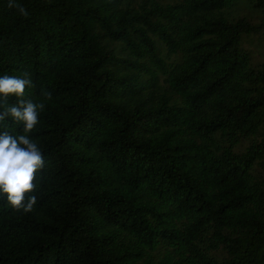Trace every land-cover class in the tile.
<instances>
[{"label":"trees","instance_id":"16d2710c","mask_svg":"<svg viewBox=\"0 0 264 264\" xmlns=\"http://www.w3.org/2000/svg\"><path fill=\"white\" fill-rule=\"evenodd\" d=\"M234 1L0 0V76L45 105L0 264H264V63L241 46L264 0L256 23Z\"/></svg>","mask_w":264,"mask_h":264},{"label":"clouds","instance_id":"9594fccd","mask_svg":"<svg viewBox=\"0 0 264 264\" xmlns=\"http://www.w3.org/2000/svg\"><path fill=\"white\" fill-rule=\"evenodd\" d=\"M9 9H16L22 16H27L26 9L16 0H8ZM30 74L0 76V124L8 119L23 125L22 135L14 136L7 131L0 132V194L6 197L13 211L30 213L37 203L35 195L26 194L34 191V180L38 171L45 165L43 153L28 135L39 123V113L43 103H33L23 99L26 88L32 87ZM50 99V94H46ZM15 97L17 103L8 105V99Z\"/></svg>","mask_w":264,"mask_h":264},{"label":"rangeland","instance_id":"374dc122","mask_svg":"<svg viewBox=\"0 0 264 264\" xmlns=\"http://www.w3.org/2000/svg\"><path fill=\"white\" fill-rule=\"evenodd\" d=\"M231 10L234 17H246L255 23L258 22L259 12L252 8L246 0H235ZM241 46L251 53L253 64L264 63V44L260 35H242Z\"/></svg>","mask_w":264,"mask_h":264}]
</instances>
